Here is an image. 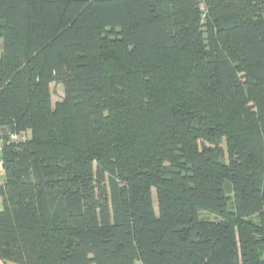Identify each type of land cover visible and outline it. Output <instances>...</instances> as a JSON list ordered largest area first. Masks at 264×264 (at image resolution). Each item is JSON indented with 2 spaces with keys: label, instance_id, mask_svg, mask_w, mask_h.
<instances>
[{
  "label": "trees",
  "instance_id": "16d2710c",
  "mask_svg": "<svg viewBox=\"0 0 264 264\" xmlns=\"http://www.w3.org/2000/svg\"><path fill=\"white\" fill-rule=\"evenodd\" d=\"M0 142L5 262L264 264V0H0Z\"/></svg>",
  "mask_w": 264,
  "mask_h": 264
},
{
  "label": "rangeland",
  "instance_id": "374dc122",
  "mask_svg": "<svg viewBox=\"0 0 264 264\" xmlns=\"http://www.w3.org/2000/svg\"><path fill=\"white\" fill-rule=\"evenodd\" d=\"M219 38L220 37L218 36L217 39ZM219 42H220V39H219ZM220 44L224 46L223 41H221ZM50 87H51V92H52V100H53V103L55 104L57 101L61 100L64 97V94H65L64 86L61 83L52 82ZM154 204L157 207V200H156L155 195H154ZM201 215L206 218H211V219L215 218V215L207 210H202ZM137 264H141V262H137Z\"/></svg>",
  "mask_w": 264,
  "mask_h": 264
},
{
  "label": "crops",
  "instance_id": "0c3cea01",
  "mask_svg": "<svg viewBox=\"0 0 264 264\" xmlns=\"http://www.w3.org/2000/svg\"><path fill=\"white\" fill-rule=\"evenodd\" d=\"M5 178V169L3 166V156H2V151H0V183L3 182ZM2 208V198L0 196V209ZM0 264H16L14 262L8 261L5 262L2 259H0Z\"/></svg>",
  "mask_w": 264,
  "mask_h": 264
},
{
  "label": "built area",
  "instance_id": "2783aa9c",
  "mask_svg": "<svg viewBox=\"0 0 264 264\" xmlns=\"http://www.w3.org/2000/svg\"><path fill=\"white\" fill-rule=\"evenodd\" d=\"M1 149H2V143L0 142V151H1Z\"/></svg>",
  "mask_w": 264,
  "mask_h": 264
}]
</instances>
